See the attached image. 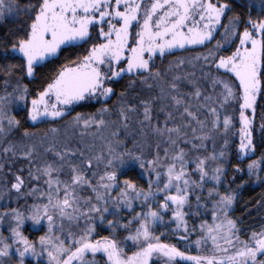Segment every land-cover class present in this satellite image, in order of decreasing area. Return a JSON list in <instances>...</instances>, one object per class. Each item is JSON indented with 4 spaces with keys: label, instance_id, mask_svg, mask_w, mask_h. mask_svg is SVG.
Returning <instances> with one entry per match:
<instances>
[{
    "label": "snow or ice",
    "instance_id": "snow-or-ice-1",
    "mask_svg": "<svg viewBox=\"0 0 264 264\" xmlns=\"http://www.w3.org/2000/svg\"><path fill=\"white\" fill-rule=\"evenodd\" d=\"M13 9H19L14 0H0V19ZM25 11L29 14V23L20 30L23 35L0 41L3 44V58L19 61L5 66L6 76H13L17 70L23 73L12 92L0 96V134L6 135L21 126V120L9 112L11 104L25 109L27 120L33 124L65 118L73 106L81 102L99 100L101 97L107 100L114 95L112 85L125 76L143 77V83H147L149 77L159 78L160 72L152 71L155 67L154 58L175 54L176 50L207 46L214 40L217 30L223 28L222 40H216L207 54H197L193 59L205 62L209 68L206 75L211 78L214 87L221 89L219 106H234L235 122L233 116L225 115L221 118L215 107L208 110L214 117L213 129H223L225 149L229 147L233 132L237 137L234 149L237 158L235 171L264 182V18L253 19L249 16L245 21L240 16L229 17L227 14L232 9L229 3L221 0H36L27 5ZM261 16H264V0H261ZM225 19L227 25L222 23ZM226 44L234 47L230 54H222ZM84 45L90 47L84 48ZM78 48H84V51H76ZM60 57H63L64 62L50 75H45L38 91L30 90L27 84L22 83L24 78L34 79L37 69L46 66V61L51 64ZM183 62L181 59L177 64ZM213 69L215 76L212 74ZM135 83V79H130L128 87ZM4 84L7 89V79ZM171 87L175 90L178 86L173 83ZM125 95V92L120 93L121 98ZM189 95L199 99L201 92L197 88ZM171 99L176 106L184 104V114L200 125L201 129L205 127V122L189 110L183 99L178 95ZM204 99L211 101L213 98L206 96ZM141 103L144 116L141 123H150V102ZM258 108L261 109L262 122L259 125L261 134L256 138L254 132ZM102 111L107 112L108 109ZM134 111L132 107L120 108L125 121L128 119L126 112ZM167 117L172 119V113H167ZM81 121L85 128L93 123H105L103 119L97 121L95 117L86 118L80 113L72 119L76 125ZM153 131L160 136L167 134L170 147L176 146L181 138V128H169L167 120L163 128L157 126ZM23 135L27 137L32 133L25 130ZM209 138L207 135L194 136L195 140L200 141L199 144L189 140L183 142L191 144L192 149L205 148L204 141ZM156 147L157 152L151 159H145L143 153L135 155L130 151L114 154L110 147L106 168H111V171H105L104 175L99 176V183L95 186L86 172L93 167L92 158L82 160L83 168L70 163L72 175L69 181H62L53 175L62 170L63 163L59 167L46 164L36 169L37 174L29 171L32 180L39 181L41 176L46 177L44 183L47 191H42L38 198L46 199L47 203L31 205L28 216L15 208L10 213L2 214L3 217L10 215L15 221V227L11 228L12 236L16 244L23 245V249H15L20 256L19 264H24L26 254L38 257L45 252L48 264H96L94 258L98 253L106 257L105 264H160L161 259L163 264H180L181 261L186 264H264V227L260 231L251 232L247 240L242 239L237 221L229 215L237 196L231 190L221 194L218 187L208 189V196L216 197L211 213L213 222L202 221L198 228L199 238L194 241L200 254L189 255L188 245L185 250H181L175 243L162 242L161 237L167 238V235L164 232L156 234L158 224H175L171 235L179 241H188L190 234L197 231L195 226H189L186 219L190 214H200L191 212V198L194 197L197 209L205 207L200 204L201 195L196 194L197 191H204L206 180L219 186L224 173L223 167L217 166L209 175L207 162L223 160L229 153L223 150L216 153L213 146L212 155L203 158L197 156L191 161L183 148L171 153L170 148H165L162 160L159 144ZM4 152L15 154V145H9ZM32 154V150H28L24 152V157L30 158ZM254 154H258L259 159H254ZM71 155L75 156L76 153ZM83 155L80 153L81 157ZM56 156L61 162L66 158V154L60 152ZM125 156L149 173L147 188L138 187L128 179L120 187L117 169L126 163ZM103 159L102 156L95 157L97 166ZM114 161L118 165L114 166ZM189 163L195 164L197 180L191 179V173L187 170ZM244 164L246 168L242 166ZM91 175L95 176L96 173L92 172ZM152 175L155 179L151 178ZM14 180L9 192L15 190L20 196H32L41 191L31 188L25 193L22 191L25 179L15 175ZM85 185L95 193L97 203L91 204L87 212H81L76 188ZM113 191L117 192L115 197L112 196ZM161 193L163 203L157 200ZM137 200L141 202L140 207L145 209L139 213L135 212L133 206ZM121 209L131 214L127 223L107 220L106 214L115 216ZM165 212L171 213L170 221L165 222ZM81 216L87 218L85 227L78 234L70 230L64 234L63 221L66 219L78 224ZM57 217L60 219L59 224L56 222ZM94 218L99 225L107 220L113 233L117 228H122L129 234L124 240L115 235L95 239L98 224L92 222ZM26 219L37 225L47 221L48 232L40 236L38 241L40 253L36 251L37 242L29 240L21 231ZM0 223H3L2 218ZM134 223L138 227H132ZM56 231L61 235H56ZM128 241L135 247L131 255L122 247ZM11 255L12 245L2 243L0 257ZM89 256L93 259H88ZM0 264L5 262L0 260Z\"/></svg>",
    "mask_w": 264,
    "mask_h": 264
},
{
    "label": "rangeland",
    "instance_id": "rangeland-1",
    "mask_svg": "<svg viewBox=\"0 0 264 264\" xmlns=\"http://www.w3.org/2000/svg\"><path fill=\"white\" fill-rule=\"evenodd\" d=\"M242 2H244L248 7H250L252 9V11H254V15L257 17V19L264 17V16H261V0H242ZM7 15H8V13H6L4 17H6ZM231 16H237V15L230 12L229 17H231ZM3 18L0 19V21H3L4 20ZM227 22L228 21L226 19L224 21V23L223 22L222 23L227 25ZM217 31H219V32L215 36L216 40H222L223 28H220ZM216 40L214 42L212 41L213 42V43L211 42L212 45L210 44L206 48H201V49L195 48L194 49V47H193V48H190L188 50H176L175 54L166 55L165 57L161 58V59H164V64L160 63V61H162L160 59V60H158V63H159L158 65H161L160 68H157L154 71L152 70L153 72H155L157 70L159 72H160V70L162 71V72H160L159 78L149 77L147 79V83H143V82H141L143 80V77H132V78L130 77V78H126V80H124L125 82H122L123 86L126 85L127 90L129 89L128 96L130 95V97H131V95H135V96H137V99H140L141 101H149L150 102V106H151V110H152L151 111L152 120L150 123L149 122L141 123L144 119L143 104L141 103V101H140L141 104L139 105L140 110H141V115H136L135 113L131 114L129 112H126V115L128 116V119L126 121L123 119L122 116H115V114L112 111H111L112 114H110L108 112L101 111L99 106H96V108H94L93 110L88 111V113L90 114V116H88V117H95L97 121L99 119H103L105 121V123L103 125H99L98 123H93L92 125L87 127V128H89V131L91 129L93 130V132H94L93 135H96V134L99 135V143H97L95 141V138H97V136H93L94 139H91L92 138V136H91V137H89L91 140H86L87 146L82 149L84 151V155L88 158H92V160H93V167L91 169L86 170L89 179L90 178L98 179V177L100 176V175H98V173H99L98 169L100 168L99 165L101 166V168L106 167V162L108 159H110V157H109V148L110 147L113 149L114 154L124 152V150L122 148L123 141L119 140V137L122 138V136L121 135L118 136V133L120 132V130L125 131V129L127 127L129 129H130V127H133L134 129H131V130L137 131L136 134H138V141H136V143H138V145L141 144L139 146L140 149L138 151L130 150V152H132L135 155H141L143 153V157L145 159H151L156 154L157 144H159V152H160V156H161L162 160L164 157V149L165 148H170V153H171V151H174L178 148H183L188 154V159L191 161H194L197 156H200L201 158H203L205 156L212 155L213 154V146L215 147L216 153H219L222 150L226 151V149L223 147V141L225 139V137L223 135V129L222 128L213 129L212 122L214 120V117L208 109L210 107H215L217 109V112L220 113L221 118H223V116H225V115L233 116V119L235 122V114L233 111L234 106H225V108H221L219 106V93H220L221 89L218 86L214 87V85L211 82V78L206 75V73H208V71H209V68L205 64V62L202 59L201 60L193 59V57L196 56L197 54H200V53L207 54L208 49L214 47ZM197 47H200V46H197ZM231 50H234L233 45L226 44L225 48L222 50V54H224L226 52L229 53V52H231ZM181 59L184 62L181 64H177V61L181 60ZM1 61H2V65H5L4 58H2ZM210 63H211V61H209V64ZM1 69H3V66H1ZM0 74H3V70H0ZM212 74H213V76L216 75L214 69L212 70ZM145 75H147V74H145ZM176 77H179L180 79L177 80ZM18 78H20V77H17V75L15 73L11 77H6L5 75L2 76L1 81H0V84L2 87L0 89V96H4L7 93H11ZM6 79L8 80L7 89L5 88V84H4V81ZM130 79H135L136 83L134 85H132L131 87H128ZM22 83H24V82H22ZM173 83H176L178 86L177 89H175V90H173L171 87V85ZM148 85H151V87H149ZM197 88L201 92V97L199 99H194L189 94L194 92ZM176 95H178L181 99L184 100L185 104H187L189 106V110L193 111L196 114V116L198 117V119L205 122V127L203 129H201L200 125H198L194 120H192L190 117H187L184 114V104H181L179 106L175 105V102L171 99V97L176 96ZM206 96H211L213 99L211 101H206L204 99V97H206ZM124 98L125 97L121 98L120 94H118V95H116L115 101L118 104H122V99H124ZM30 99H31V97H30ZM103 99L104 98L101 97L99 100L94 99V100L86 101L83 103H85V104L90 103L91 104L93 101H95L96 104H98L97 101H100ZM155 100H157L158 103H156ZM136 105H137V102H134V106H136ZM76 106L77 105L73 106L72 110H74V108ZM104 107L108 108L107 105H105ZM127 107L133 108V103L129 102ZM161 109H163V111H161ZM20 111H23L21 113L22 114L24 113V115L26 116V110L23 109L22 107L17 106L15 104L9 105L10 114L15 115L16 118L19 115L18 113H20ZM159 112L162 115L160 117H159V115H156ZM169 112L172 113V119H168V117H167V113H169ZM77 113H80L83 115L88 114V113H85L82 111L74 110L72 117L70 115H67V116H70L69 121L71 123H72L73 117H75ZM128 113H129V115H128ZM166 120H167V126L169 128L177 127V126H179L181 128V138L178 140V143L176 146H172V147L169 146V144L167 142L168 141L167 134L160 136V135H157L153 131V128L157 127V126H159L160 128H163L165 126ZM261 122L262 121L260 119V123ZM57 124L61 125V123L58 122V123L54 124L53 127H49L48 130H50L51 133H65L68 135L67 132L69 130L77 129L78 132L80 133L78 135L80 139L84 133L83 131L86 129L83 126V121H81V123L79 125L72 123V125H69V127L67 126L68 128L62 127V126H57ZM125 125H127V127H125ZM52 129H56V131H52ZM193 129H195L196 131L193 132L192 131ZM21 130H22V128L19 127V128L12 129L6 135L0 134V218H2V219H4L2 214L4 212L10 213L11 209H13V208L22 212L25 216H28L30 214V211H31V205L47 203L46 199L38 198L41 196L42 191H47V186L44 183V180L46 179V177L41 176V179L39 181L32 180L29 177V171H31L33 174H37L36 169L37 168H43L46 164H52L54 167H59L61 165V163H63L64 166H63L62 170L59 173H54L53 175L58 176L59 179H61L62 181H69L70 177L72 175L71 169L69 168L70 159L65 158V160L63 162H61L59 160V158L56 156L55 158H49V159H53V160H49L47 163H46V161H44L46 158H43L40 160L35 159V157L41 158L37 153L38 149L42 150V148H46L47 146H49V147H47V149H48L51 146H53L52 142L49 143V139H48L47 134L44 135V136H46L44 138V136H40L38 134V132H36V131L27 130L30 133H32V135L26 137L23 135L24 131L21 132ZM114 133H115V135H114ZM260 134H261V130H260V127L258 126L257 137H259ZM203 135H207L210 137L209 139L204 141V144L206 145L205 148L192 149L191 144H185L183 142L184 140H189V141H192L193 143L199 144L200 141L195 140L194 136H203ZM232 136L235 137L234 132H233ZM49 137L51 138V134L49 135ZM173 138H176V137H173ZM233 140H236V139H232V141ZM98 144H99V146H98ZM230 144H231V142L229 139V146H230ZM9 145H15V154H13L12 152H7V153L4 152V149L9 147ZM77 146L79 148V144ZM69 147L70 146H67L66 144H64L63 149L68 150ZM149 147H152V148L150 149ZM207 147H209V149L211 150L209 155L207 154V151H206ZM28 150H32L33 154L30 158H25L24 152H26ZM69 151L73 152L74 149L73 150L69 149ZM146 151H148V153H146ZM96 156H102L104 158L101 162H99L98 166H97V162L95 160ZM128 159L129 158L127 156L124 157V160L126 161V163L124 164L123 167H126V166L139 167L138 163L129 161ZM21 160L26 161L25 164H23L24 162H22ZM212 162H214V161H210V163L212 164L210 169L206 165L207 169L209 171V175H211L212 169L214 167H217ZM215 162H217V161H215ZM7 163H9L10 165H17L18 164L17 167H21V164H23V167L20 168V170L21 169L26 170V173L21 172V173H23V175L25 177V185H24V188L22 189L23 192L27 193V191L31 188H36V189H39L41 191H38L36 194H34L32 196H28L27 194L20 196L16 192H15V194H10L8 196V192L6 191L4 186L2 185V180H4L5 176H6L4 174L6 172V170L4 168H6ZM72 164L78 165L76 162H73ZM116 165H118V162L114 161V166H116ZM120 170H121V168H119L118 172ZM187 170L189 171V173H191V179H193V180L198 179V173L195 172V164L194 163H189ZM161 171H163V169H161ZM92 172H95L96 175L92 176L91 175ZM6 174H7V172H6ZM242 174L243 173H240L239 179L244 181V178H242ZM142 177L145 178L144 181L147 184V181L149 179V173H147L144 170V172L142 173ZM151 178L155 179V176L152 175ZM233 178L234 177H231V182L228 184V188H230L234 192L235 187H236L235 182L237 181V178H235V179H233ZM208 181H210L209 185L213 182L211 180H208ZM14 182H15V180L12 181V183H14ZM222 184H223V181H221V185ZM208 189H210V188L208 187L207 190ZM86 190H88L87 185L76 188V195L79 197L78 205H79V209L81 212H87L90 204H96L97 203L96 200H92L91 203L88 204V201H87L88 197L83 195V191H86ZM89 190H90V187H89ZM223 190H227V188L224 189V187H223ZM13 191H15V190H13ZM196 194L201 195L200 204L203 206L204 205L207 206V207H204V209H206L205 213L208 216H210V219H212V217H211L212 208L208 204H209V202H211V200L215 199V196L209 197L207 193L202 194V192H199V191H197ZM62 195H63V193L61 192V196ZM116 195H113V196L115 197ZM162 195H163V193H161L160 195L157 196V200H159L160 203H163V200L161 199ZM191 202L193 203L192 212H194L195 209L197 208L196 207V201H195L194 197L191 198ZM155 206L156 205L154 204L153 207L155 208ZM185 210L188 211L187 208ZM77 215H79V213H77ZM163 215H164V217H166L165 222L171 220V213L165 212V213H163ZM81 217H83V216H81ZM186 219H187V217H186ZM56 222L58 224L60 223L59 217L56 218ZM212 222L213 221L211 220L210 223H212ZM63 224H65V225L67 224L69 226L74 225V228H75V226L80 228V222L77 224L76 222H69L68 220L65 219L63 221ZM199 225H200V223H199ZM2 227H5L6 231L3 230ZM12 227H15V221L11 218L10 215L6 217V221L3 220V223H0V241H2V243L11 244L12 245V252H13V255H11L10 257H0V260L4 261L5 264H19L20 256L18 253L15 252V249L16 248L23 249L22 244H16L14 242V238H13L12 232H11ZM156 228H158V230H157L158 233L156 232V234L159 235L160 232L165 233L166 229H170V230L174 229L175 224H167V223L166 224H158L156 226ZM261 229H259L258 231H260ZM121 230L123 231V234H120L117 232H116V234L111 233V235L109 237L115 235L118 239L124 240V238L129 233L122 228H121ZM21 231L23 232V234L25 236L28 237V239H29V236L33 235V234L35 237H37L36 238V242H37L36 251H37V253H40L41 249H40V246L38 244V241H39L40 236H44L48 232L47 221L46 220L42 221L40 224L37 225V224H34L30 219H26L24 221L23 227L21 228ZM68 231L69 230H67L64 234H67ZM70 231L73 234H78L80 230L78 232L74 231V230H70ZM1 232H3V233L1 234ZM167 233H169L168 230H167ZM55 234L61 235V233L59 231H56ZM190 235L193 238L191 239L189 236L190 239L188 241H184V243H183V241H181V243H179V242H170V243L177 244V246L180 247L181 250H185V246L188 245L187 252L189 255L200 254V249H198L194 244V241L199 238V235H200L199 231L198 230L194 231ZM162 237H161V240L163 239ZM175 238H177V237H175ZM162 242H165V241H162ZM2 243H0V247H2ZM165 243H168V241H166ZM122 247H124L125 251L129 255H131V252L135 250V247L132 245V243L130 241L123 244ZM192 249H195L197 251L195 253L191 254L190 251H192ZM88 259H93V257L90 256V257H88ZM94 259L96 261V264H105V261H106V257H104L103 254H100V253H98ZM155 259L156 258L154 257V260ZM24 264H48L47 253L45 252L43 255H39L38 257H34L31 254H26L24 257ZM160 264H163L162 259L160 261Z\"/></svg>",
    "mask_w": 264,
    "mask_h": 264
},
{
    "label": "trees",
    "instance_id": "trees-1",
    "mask_svg": "<svg viewBox=\"0 0 264 264\" xmlns=\"http://www.w3.org/2000/svg\"><path fill=\"white\" fill-rule=\"evenodd\" d=\"M222 2H227L230 5V8L232 9L231 13H234L237 16H240L242 20H247V18L249 16H251V18L253 19H257V17L254 15V11H252V9L250 7H248L244 2H242V0H221ZM14 2L16 4L19 5V9H13V11L8 12V15L6 17H4L3 21H0V41L3 40H7L9 38L14 39L16 35H23V32L20 31L21 29L26 28L27 24L29 23V14L25 11V7L29 4L35 3L36 0H14ZM230 13H228L227 15L229 16ZM264 18V17H261ZM259 19V18H258ZM226 20V19H225ZM223 20L222 22L224 23ZM219 31H217L218 33ZM95 35V33H94ZM216 40V38L213 40V42ZM212 42V43H213ZM212 43L210 42L207 46H209L210 44L212 45ZM207 46H200V47H194L195 48H206ZM90 47V45H84V48ZM84 48H78L76 49V51H80L83 52ZM232 51V50H231ZM68 53H65V55H67ZM224 54H230V52H226ZM3 58V44L0 43V63H2L1 59ZM5 65H0V70H3V74H0V81L2 76H6L5 72H4V68L7 64H11V63H19L18 60H12L11 58H9L8 60H5ZM64 62L63 57L57 58L55 60L54 63H48L46 62L45 65L46 66H41L37 69V73L34 79L31 78H24L22 80V82H24V84H27L30 90L33 91H38L40 89V87L43 85L44 82V78L45 75H50L53 70L57 67H59V65L61 63ZM1 66H3V69H1ZM157 67H160L161 65H155ZM154 71V70H153ZM160 72H162L160 70ZM17 77H22L23 73L20 72L19 70L14 72ZM8 77V76H6ZM126 78H130L129 76H125L123 77L121 80L117 81L115 84H113V88H114V95L110 96L107 100L103 99L100 101H97L98 104H96L95 101H93L91 104H85L83 102H81L80 104H78L74 110L77 111H82L85 113H88V111L93 110L94 108H96V106H99L101 111L102 109H104L105 105L108 106V113L112 114V112L115 114V116H121L120 114V109L122 106L127 107L128 103L131 102L133 103V108H135L134 112H129L131 114L135 113L136 115H141V110L139 105L140 103V99H137V96L135 95H130L128 96L129 93V89L127 90L126 85L123 86L122 82H125L124 80H126ZM132 78V77H131ZM186 87V86H185ZM184 87V88H185ZM207 87V86H206ZM1 84H0V89H1ZM183 88V89H184ZM127 90V91H126ZM121 92H126V95L124 96L125 98L122 99V104H118L115 99H116V95L120 94ZM134 102H137V105L134 106ZM156 103L157 100H155ZM116 103V104H115ZM74 110H71L70 113L68 115H70L72 117ZM115 110V111H114ZM112 111V112H111ZM20 111V113H18L19 115L17 116V119L21 120V132L25 131V130H32V131H36L38 132V134L40 136H44L47 134L48 139H49V143H53V146H51L48 149H51L52 151H48L47 146L46 148H42V150L38 149V155L41 158H37L35 157L36 160H40L43 158H46L44 161H46V163L49 160H53V159H49V158H55L57 152L63 153L65 154L66 152V159H70V163L72 164L73 162H76L78 165L81 166V168H83V164H82V160L84 158H88L85 155H83V157L80 156V153L84 154V151L82 150L84 147H86V140H91L94 139L93 136H97V138H95V141L97 143H99V135H93L94 132L91 129L89 131V128H86L83 132V135L81 136V139L79 138V132L77 129L75 130H69L67 134L65 133H51L50 130H48L49 127H53L54 124L60 122L61 125L57 126H62V127H66L68 128L69 125H72V123L69 121L70 120V116H66L65 118L59 119V120H48L45 123H37V124H33L31 121L27 120L26 116L24 115V113L22 114ZM128 113V115H129ZM83 115V114H82ZM156 115H161V113L159 112ZM84 117L90 116V114L88 113L87 115L84 114ZM260 119H261V109L258 108L257 110V116L255 119V132H254V136L256 138L257 137V128L260 124ZM48 126V127H47ZM68 126V127H67ZM47 127V128H46ZM80 128V127H79ZM134 129L133 127H130V129L127 127L125 129V131L120 130V132L118 133V136H122V138L119 137V140L123 141L122 144V148L125 151H130V150H135L138 151L140 148L138 145V143H136V141H138V134L136 130H131ZM147 129V128H146ZM78 132V133H77ZM51 134V138L49 137V135ZM92 138L90 139L89 137ZM46 136H44L45 138ZM43 138V137H42ZM52 139V140H51ZM232 139H237L236 137L232 136L230 138V148L228 147L226 149V151L229 153V155L221 160V161H217V162H212L214 165L216 166H222L224 169V173L221 177V181H223V184L219 186L215 185L214 182H212L209 185L210 181H206L204 183V191L202 192V194H208V190L207 188L209 187L210 189L216 188L218 187V190L221 192V194H223L225 191H229L231 190L230 188H228V184L231 182V177H235L237 178L236 183V187H235V194L237 196L236 202L233 205V209L231 210V212L229 213L230 217L234 220L237 221L238 227L240 228V236L242 239L247 240L250 233L253 231H258L259 229H261L264 226V182H259L256 181L255 179H250L247 175H245L244 173L242 174V178H244V181L239 179L240 173H237L235 171V168L237 166V158H236V154H235V141ZM47 142V141H46ZM120 143V142H119ZM64 144H66L67 146H70L69 149L73 150L74 149V153H76L75 156L71 155V151L68 150H64ZM79 144V148L78 145ZM99 146V144H98ZM150 149L152 147H149ZM207 154L209 155L211 150L209 149V147L206 148ZM146 153H148V151H146ZM254 159H259V155L258 154H254L253 155ZM129 160V159H128ZM22 162H24L23 164H25L26 161L21 160ZM250 162V161H249ZM23 164H21V167H17V165H10L9 163H7L6 168H4L7 172L4 173L5 179L2 180V185L4 186V188L6 189V191L8 192V196L10 194H15V191H11L9 192V188H10V184L12 183V181L14 180V176L15 175H21L24 179V175L23 173H26V170L21 169L23 167ZM211 163L210 161L207 162V166L209 167V169L211 168ZM246 168V164L242 165ZM99 173L98 175H104L105 171H111V168H101V166L99 165ZM119 168L117 169V175H118V179L121 182L120 187L123 186L122 182L125 179L131 180L133 183H135L138 187H143V188H147V184L144 181V177H142V173L144 172V169H140L139 167L136 166H126L121 168V170L118 172ZM23 172V173H21ZM238 176V177H237ZM93 186L97 185L99 183V177L98 179H93L90 178ZM242 185V186H241ZM227 188V190H223ZM101 191H103L101 189ZM232 191V190H231ZM116 191L112 192V196L116 195ZM83 195L88 197V204L91 203L92 200H95V193L91 190L83 191ZM215 196V195H213ZM114 197V196H113ZM91 198V199H89ZM216 199V197H215ZM215 199L211 200V202H209V206L212 208L213 204L215 203ZM140 201H134V209L135 212L139 213L144 211L145 209H142L140 207ZM91 206V204L89 205V207ZM205 206V205H204ZM88 207V208H89ZM192 207H193V203H192ZM191 207V212H192V208ZM207 207V206H205ZM110 211H111V206H110ZM199 212L200 214L197 215H189V217H187L188 221H189V226L192 227L193 225L197 228H199V223H201L204 220H207L208 223L211 222L212 219H210V216H208L205 212L206 209H204V207H201L200 209H195L194 212L192 213H196ZM93 216L95 217V214H93ZM107 220H118L121 224L123 223H127L130 219H131V214L128 212V210L126 209H121L120 213L112 216V215H108L106 214ZM166 217H164L165 220ZM4 221H6V217H4L3 219ZM107 220L103 225H99V222L97 220H95V218L93 219L92 222L97 223L98 227H97V232L95 235V239H99L101 236H110L112 232V230L108 227L107 225ZM80 228L75 226H69V225H65L64 224V233L67 230H74V231H79L82 228L85 227L86 223H88L87 218L86 217H81L80 220ZM132 227H138L137 224H133ZM261 227V228H260ZM3 230L6 231L5 227H2ZM74 228V229H73ZM159 228V227H158ZM158 228H156V232L158 233ZM167 230L169 231V233H167ZM117 233L123 234V231L121 230V228H117L116 230ZM115 232V234H116ZM3 232H1L2 234ZM167 238H165V236H163L162 241H168V243L170 242H179L181 243V241H179L177 238L173 237L171 235V230L170 229H166L165 231ZM114 234V233H113ZM36 238L33 235L29 236V239L31 241H36ZM190 238L192 239L193 237L190 235ZM189 238V239H190ZM184 243V241H183ZM191 250V249H190ZM197 250L192 249V251H190L191 254L195 253ZM90 257V256H89ZM100 258V257H99ZM180 264H186L185 262L181 261Z\"/></svg>",
    "mask_w": 264,
    "mask_h": 264
},
{
    "label": "flooded vegetation",
    "instance_id": "flooded-vegetation-1",
    "mask_svg": "<svg viewBox=\"0 0 264 264\" xmlns=\"http://www.w3.org/2000/svg\"><path fill=\"white\" fill-rule=\"evenodd\" d=\"M161 58H154V62H155V65H158V60H160ZM162 61H160L161 64H164V59H161ZM2 65V63L0 64ZM157 68H160V67H157L155 66L152 70H156Z\"/></svg>",
    "mask_w": 264,
    "mask_h": 264
}]
</instances>
